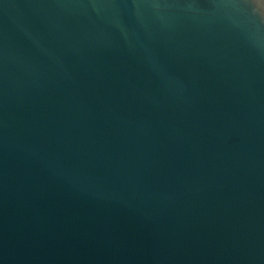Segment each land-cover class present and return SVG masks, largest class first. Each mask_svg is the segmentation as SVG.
<instances>
[{"label":"water","instance_id":"obj_1","mask_svg":"<svg viewBox=\"0 0 264 264\" xmlns=\"http://www.w3.org/2000/svg\"><path fill=\"white\" fill-rule=\"evenodd\" d=\"M0 264H264V0H0Z\"/></svg>","mask_w":264,"mask_h":264}]
</instances>
